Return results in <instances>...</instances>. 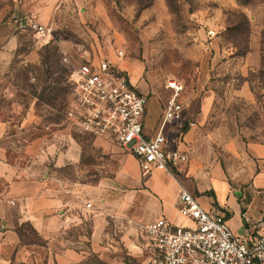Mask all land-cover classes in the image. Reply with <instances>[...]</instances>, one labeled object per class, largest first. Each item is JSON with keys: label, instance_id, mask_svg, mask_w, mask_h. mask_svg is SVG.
Masks as SVG:
<instances>
[{"label": "rangeland", "instance_id": "rangeland-1", "mask_svg": "<svg viewBox=\"0 0 264 264\" xmlns=\"http://www.w3.org/2000/svg\"><path fill=\"white\" fill-rule=\"evenodd\" d=\"M171 2L155 0L144 9L141 0H61L51 22L56 42L43 45L33 34L11 28V21L14 24L23 14L10 0H0V41L16 37L18 43L6 79L12 86L11 93L0 90V101L9 100L27 108L35 104L51 131L55 129L71 139L74 152L88 169L81 171L72 165L65 176L92 185L108 183L100 196V213L112 220L126 217L120 210L110 215L112 211L103 208L102 202L112 203L116 193L121 199L126 195L123 181L116 190L112 183L121 174L127 154L115 147L106 151L100 141L77 132L66 122L72 85L71 67L64 59L78 66L97 48L111 59L117 50L125 52L126 58L120 64L126 77L149 96V129L156 127L162 107L171 97L167 88L171 81L185 87L186 100L192 93L198 98L205 96L210 107L196 122L203 154L220 163L229 179L234 180L231 183L237 188L232 204L242 199L240 204L245 208L264 206V182L249 188L255 173L249 148L264 145V0ZM210 31L216 33L215 37H209ZM47 51L60 66L54 65L53 77L44 62ZM56 87L66 100L53 110L39 97L45 89L48 94ZM63 145L62 141L57 147L63 149ZM257 150L258 162L264 164V147ZM130 161L133 173L141 177L134 158ZM232 210L229 207L230 213ZM26 234L27 241L40 242L31 228ZM0 264L5 263L0 260Z\"/></svg>", "mask_w": 264, "mask_h": 264}, {"label": "crops", "instance_id": "crops-1", "mask_svg": "<svg viewBox=\"0 0 264 264\" xmlns=\"http://www.w3.org/2000/svg\"><path fill=\"white\" fill-rule=\"evenodd\" d=\"M10 1L22 16L33 17L52 28L53 14L61 0ZM10 25L15 29L13 20ZM5 38L0 41V90L11 93L12 86L6 79L18 43L16 37ZM98 55L99 48L89 54L91 58ZM186 93L187 90L183 118L172 124L168 138L173 148L190 156V163L175 171V175L155 170L144 176L135 156L107 140L95 139L106 151L115 147L127 154L122 160V180L119 175L112 183V189L116 190L123 181L126 195L121 199L116 193V201L102 202L103 208L112 211L110 215L120 210L126 217L123 220H112L100 213V196L109 187L108 183L101 181L92 185L65 176V170L72 165L81 171L83 168L87 171L88 166L81 164V156L74 152L66 134L46 126L35 104L27 108L9 100L0 101V260L5 264H148L153 252L139 227L160 218L180 227L191 225L190 220L179 214L184 191L193 194L211 215H226L230 228L237 234L244 232L246 219L259 220L264 206L245 208L240 204L242 199L232 204L234 188H237L231 183L234 180L229 179L220 163L203 154L196 122L208 112L209 102L205 96L198 98L193 93L186 100ZM164 113L162 107L158 124L149 129L147 112L143 122L148 139L158 133ZM62 141L63 149L57 147ZM260 147L264 145L254 144L249 148L255 163L249 188L264 182V164L255 155ZM131 157L141 177L133 173ZM87 204L92 205L91 209ZM29 228L40 242L27 241Z\"/></svg>", "mask_w": 264, "mask_h": 264}, {"label": "built area", "instance_id": "built-area-1", "mask_svg": "<svg viewBox=\"0 0 264 264\" xmlns=\"http://www.w3.org/2000/svg\"><path fill=\"white\" fill-rule=\"evenodd\" d=\"M17 32L33 33L43 45L56 42L54 30L33 17L19 16L14 21ZM214 31L209 37H215ZM1 52V50H0ZM126 58L117 50L113 59L100 54L76 66L70 64L72 94L66 111L67 124L77 132L135 156L144 176L155 170L175 175L190 163V156L173 148L168 130L183 118L186 110L185 87L171 81V97L158 133L153 138L144 134V117L149 96L130 84L120 64ZM86 207L91 209L92 205ZM179 214L191 225L180 227L160 218L139 230L153 254L148 264H264V208L259 220L246 219L241 234L233 232L226 215H211L197 198L184 191Z\"/></svg>", "mask_w": 264, "mask_h": 264}, {"label": "trees", "instance_id": "trees-1", "mask_svg": "<svg viewBox=\"0 0 264 264\" xmlns=\"http://www.w3.org/2000/svg\"><path fill=\"white\" fill-rule=\"evenodd\" d=\"M142 1V6L143 8H149L153 5L155 0H141ZM170 4L172 3L171 0H167ZM31 34H33L30 31H27ZM45 64L48 66V72H49V76H54L53 75V68L54 65L55 66H59L58 62H53V60H51V55H50V51H47L45 54ZM60 67V66H59ZM56 73H58L57 71H55ZM54 72V73H55ZM65 94H63L62 90L59 88H51L50 92L48 94H46V89L44 90L43 94L40 95L39 100L44 102L46 104L47 107L53 109V110H58L60 106H62L65 102V97L63 96ZM62 108V107H61Z\"/></svg>", "mask_w": 264, "mask_h": 264}]
</instances>
